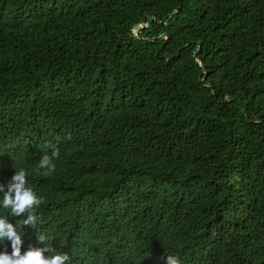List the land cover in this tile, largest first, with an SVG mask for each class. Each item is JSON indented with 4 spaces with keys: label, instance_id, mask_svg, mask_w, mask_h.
<instances>
[{
    "label": "trees",
    "instance_id": "1",
    "mask_svg": "<svg viewBox=\"0 0 264 264\" xmlns=\"http://www.w3.org/2000/svg\"><path fill=\"white\" fill-rule=\"evenodd\" d=\"M16 168L46 201L25 251L264 264V0H0V184Z\"/></svg>",
    "mask_w": 264,
    "mask_h": 264
},
{
    "label": "clouds",
    "instance_id": "2",
    "mask_svg": "<svg viewBox=\"0 0 264 264\" xmlns=\"http://www.w3.org/2000/svg\"><path fill=\"white\" fill-rule=\"evenodd\" d=\"M60 153L53 149L51 154L45 153L39 160L36 171L43 176H50L56 171L55 160ZM0 243L10 241L11 252L6 249L0 252V264H71V257L67 252H57L51 243L52 239L41 232L38 239L44 246L29 245L22 249L23 240L20 228L32 226L40 228V209L46 204L43 196L39 195L29 185V172L23 168H16L14 175L7 185L0 184ZM9 217L18 218L12 223ZM166 264H180V260L169 254Z\"/></svg>",
    "mask_w": 264,
    "mask_h": 264
},
{
    "label": "water",
    "instance_id": "3",
    "mask_svg": "<svg viewBox=\"0 0 264 264\" xmlns=\"http://www.w3.org/2000/svg\"><path fill=\"white\" fill-rule=\"evenodd\" d=\"M147 24H148V20H147V18H145V23L144 24L138 23L136 25V27H135L136 32L134 34L137 35L138 37H142L141 34H140V30H141V28L144 25H147ZM159 36H166V34L165 33H162ZM145 38L148 39V40H150V39H153L154 37H145ZM199 45L200 44L198 43L197 46L195 47L194 53H196L199 50Z\"/></svg>",
    "mask_w": 264,
    "mask_h": 264
},
{
    "label": "rangeland",
    "instance_id": "4",
    "mask_svg": "<svg viewBox=\"0 0 264 264\" xmlns=\"http://www.w3.org/2000/svg\"><path fill=\"white\" fill-rule=\"evenodd\" d=\"M136 32V30L134 29V33Z\"/></svg>",
    "mask_w": 264,
    "mask_h": 264
}]
</instances>
